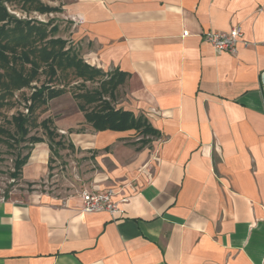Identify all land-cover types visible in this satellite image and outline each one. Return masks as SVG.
I'll list each match as a JSON object with an SVG mask.
<instances>
[{"label": "crops", "instance_id": "obj_1", "mask_svg": "<svg viewBox=\"0 0 264 264\" xmlns=\"http://www.w3.org/2000/svg\"><path fill=\"white\" fill-rule=\"evenodd\" d=\"M65 10L83 21L71 20L84 60L127 76L113 106L160 137L140 149L127 140L135 131L62 122L98 167L85 189H115L125 213L38 192L0 199V264H264V0H67ZM236 26L237 54L204 38ZM53 163L37 144L22 183L45 180Z\"/></svg>", "mask_w": 264, "mask_h": 264}, {"label": "trees", "instance_id": "obj_2", "mask_svg": "<svg viewBox=\"0 0 264 264\" xmlns=\"http://www.w3.org/2000/svg\"><path fill=\"white\" fill-rule=\"evenodd\" d=\"M21 1L18 10L41 14L58 12V9L47 6L41 0ZM6 2L14 4L10 0H0V144L9 149L15 145V149L22 146L29 151L26 155H17L11 173L13 179L22 177L34 146L46 142L44 138L32 135L33 130H43L53 153H58L55 147L59 151L75 150L71 140L68 145L65 143L66 137L60 135L50 118L41 120L49 102L68 93L69 85L57 81L61 75L75 79L77 84L73 97L95 132L135 131L139 136L136 144L141 145L140 149L160 137L147 119L137 118L132 112L113 106L117 91L127 80L125 74L106 73L92 67L72 48H68L59 29L11 15ZM44 72L48 82L38 86ZM53 83H56L55 86ZM93 83L98 87L88 89L87 85ZM21 96L22 104L15 102ZM18 105L19 111L11 117L6 115L5 110L17 109ZM0 199L8 200L11 197L0 195Z\"/></svg>", "mask_w": 264, "mask_h": 264}, {"label": "rangeland", "instance_id": "obj_3", "mask_svg": "<svg viewBox=\"0 0 264 264\" xmlns=\"http://www.w3.org/2000/svg\"><path fill=\"white\" fill-rule=\"evenodd\" d=\"M8 1V0H7ZM12 4L6 2L8 6V11L11 15H15L17 18H21L22 20H33L43 24H50L51 28L59 29V32L62 35V38L67 41L68 48H72L79 56L82 57V51H80L75 43H74V33H75V24L71 22L70 17L67 15L65 10V5L67 0H41L47 6L58 9V12H51L48 14H41L39 12H28L18 10L21 5V0H10ZM8 3V4H7ZM16 6V7H15ZM20 13V17L19 15ZM86 61V60H85ZM87 63V62H86ZM90 65V64H89ZM60 84H67L68 93L64 96L50 101L47 105V110L45 114L41 115V120H45L50 118L54 122V126L57 130H59V126L66 119L75 121L77 126H81L82 128H75V130L86 131L90 130L93 132V129L87 122H80L81 116L80 111L77 105L76 100L73 97V92L75 91L76 84L75 79L73 77L61 75L57 80ZM44 82H48V77L44 72L40 79L38 86ZM56 83L52 85L55 86ZM59 87V86H58ZM98 87L96 83L88 84V89H94ZM28 93L30 91L28 90ZM27 93V94H28ZM21 101V102H19ZM15 99V102L22 104V96L20 100ZM20 110V105L17 106V109L5 110L6 115L11 117L15 114L16 111ZM83 114V113H82ZM78 117V118H77ZM79 120V121H78ZM82 126L80 125V123ZM37 135L38 137H42L49 144V140L47 136H45L42 129L33 130L32 135ZM61 135V134H60ZM65 143L68 145L69 139L67 136ZM132 138L127 139L129 142L138 141L139 136L137 134H133ZM154 140V139H153ZM16 147V145H15ZM15 147L8 148L6 145L0 144V159H3L0 162V195L7 197H21L29 193L38 192L40 194H47L54 198L60 199H70L73 197H81L82 191L89 186L92 182L93 177L92 174L98 170L97 165L90 159H94L92 155L80 156V153H77L76 150H60L56 148L58 153L54 151V163L52 164V171L49 176L46 177L45 180L36 183V184H28L23 181L22 177L18 180H15L11 177V173L14 167V161L19 153L26 155L28 154V149L22 148V146L15 149ZM25 147V145L23 146ZM36 145L34 146V148ZM33 152V151H32ZM32 154V153H31ZM87 159V161L85 160ZM110 166L109 164H107Z\"/></svg>", "mask_w": 264, "mask_h": 264}, {"label": "built area", "instance_id": "obj_4", "mask_svg": "<svg viewBox=\"0 0 264 264\" xmlns=\"http://www.w3.org/2000/svg\"><path fill=\"white\" fill-rule=\"evenodd\" d=\"M20 17V14H17ZM77 24H83V21L74 17L70 18ZM189 32H185L184 36H188ZM204 38L217 52H228L237 54L238 46L243 41L244 30L242 26H236L229 33H221L208 31L204 34ZM248 43H245L247 45ZM116 196L115 189H108L106 191H91L84 189L81 193L82 211L84 213H107L110 216L117 218L122 217L125 213L123 207L119 202L114 200ZM127 199L123 200V203Z\"/></svg>", "mask_w": 264, "mask_h": 264}, {"label": "water", "instance_id": "obj_5", "mask_svg": "<svg viewBox=\"0 0 264 264\" xmlns=\"http://www.w3.org/2000/svg\"><path fill=\"white\" fill-rule=\"evenodd\" d=\"M263 84H264V75H263Z\"/></svg>", "mask_w": 264, "mask_h": 264}]
</instances>
